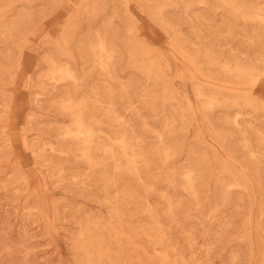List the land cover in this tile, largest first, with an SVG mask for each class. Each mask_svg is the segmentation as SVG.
<instances>
[{
  "label": "rangeland",
  "instance_id": "1",
  "mask_svg": "<svg viewBox=\"0 0 264 264\" xmlns=\"http://www.w3.org/2000/svg\"><path fill=\"white\" fill-rule=\"evenodd\" d=\"M0 264H264V0H0Z\"/></svg>",
  "mask_w": 264,
  "mask_h": 264
},
{
  "label": "bare ground",
  "instance_id": "2",
  "mask_svg": "<svg viewBox=\"0 0 264 264\" xmlns=\"http://www.w3.org/2000/svg\"><path fill=\"white\" fill-rule=\"evenodd\" d=\"M107 153V152H106ZM101 256V255H100ZM91 262H92V260H91Z\"/></svg>",
  "mask_w": 264,
  "mask_h": 264
}]
</instances>
